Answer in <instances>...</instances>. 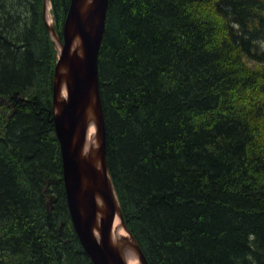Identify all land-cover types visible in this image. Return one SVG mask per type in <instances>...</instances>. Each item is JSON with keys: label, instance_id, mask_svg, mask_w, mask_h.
<instances>
[{"label": "trees", "instance_id": "16d2710c", "mask_svg": "<svg viewBox=\"0 0 264 264\" xmlns=\"http://www.w3.org/2000/svg\"><path fill=\"white\" fill-rule=\"evenodd\" d=\"M61 39L70 0H49ZM264 0H108L105 158L147 264H264ZM43 0H0V264H92L71 223Z\"/></svg>", "mask_w": 264, "mask_h": 264}, {"label": "water", "instance_id": "95a60500", "mask_svg": "<svg viewBox=\"0 0 264 264\" xmlns=\"http://www.w3.org/2000/svg\"><path fill=\"white\" fill-rule=\"evenodd\" d=\"M43 18L52 42L61 50L53 72L52 120L60 147L62 175L68 211L76 236L92 264H124L122 253L113 245L110 227L114 199L120 220L133 240L139 264H147L139 246L125 227L105 158V122L98 87L97 61L105 26L108 0H70L60 39ZM74 46L72 42L76 41ZM64 85L67 96L60 99ZM95 125L96 142L84 152L88 125ZM96 196L104 202L99 225L95 223ZM97 227L99 239L93 234Z\"/></svg>", "mask_w": 264, "mask_h": 264}, {"label": "bare ground", "instance_id": "6f19581e", "mask_svg": "<svg viewBox=\"0 0 264 264\" xmlns=\"http://www.w3.org/2000/svg\"><path fill=\"white\" fill-rule=\"evenodd\" d=\"M45 19H46V12H47V24L52 25V17L50 15V3L49 0H45ZM77 39L76 41L72 42L71 46H74L77 44ZM55 45H57L56 48H58L57 51L61 50V45L56 41ZM66 87L62 85L59 90V96L60 99H65L67 96L66 92ZM90 133L92 138H87L86 134ZM85 137L83 139V144H84V152L86 153L87 150L90 149V145L92 146L95 144L96 139H95V125L93 122H90L86 131ZM113 199H114V216H113V221L110 227V236H111V241L113 245H115L117 248L120 249L122 253V260L124 264H139V261L136 256V251L133 246V240L131 237L128 235L127 231L125 230L120 217H119V212L117 208V204L115 202L114 194L113 192L111 193ZM104 213V202L103 200L99 197L96 196V212H95V223L96 225H99L100 223V217ZM97 227H93V234L95 238L98 240L99 239V234L96 229Z\"/></svg>", "mask_w": 264, "mask_h": 264}, {"label": "rangeland", "instance_id": "374dc122", "mask_svg": "<svg viewBox=\"0 0 264 264\" xmlns=\"http://www.w3.org/2000/svg\"><path fill=\"white\" fill-rule=\"evenodd\" d=\"M47 12H46V21H47ZM52 23H53V21H52ZM55 43H56V41H55ZM53 47H54V49H55V52H56V55H57V50H58V48H56L57 47V45H55L54 44V42H53ZM260 48L262 49V50H264V41H262L261 43H260Z\"/></svg>", "mask_w": 264, "mask_h": 264}, {"label": "flooded vegetation", "instance_id": "af4514ba", "mask_svg": "<svg viewBox=\"0 0 264 264\" xmlns=\"http://www.w3.org/2000/svg\"><path fill=\"white\" fill-rule=\"evenodd\" d=\"M86 137H87V138H92V136H91L90 133L86 134Z\"/></svg>", "mask_w": 264, "mask_h": 264}]
</instances>
